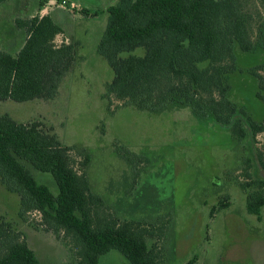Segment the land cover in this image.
I'll return each instance as SVG.
<instances>
[{"label": "rangeland", "instance_id": "obj_1", "mask_svg": "<svg viewBox=\"0 0 264 264\" xmlns=\"http://www.w3.org/2000/svg\"><path fill=\"white\" fill-rule=\"evenodd\" d=\"M117 0H43L63 26L58 44H76L75 61L53 96L17 102L0 100V115L19 122L39 121L49 133L71 147L76 168L90 156L86 173L92 191L120 220H138L149 227L150 247L165 264H264V207L261 216L246 209V172L264 175V132L253 134L246 117L245 139L233 135L231 125L213 117H199L184 105L142 108L135 102L109 96L113 70L98 52L107 25L105 9ZM40 0H6L0 4V49L16 52L26 30L18 19L40 15ZM57 6L69 10L59 13ZM253 14L255 48L235 45L238 70L229 75V97L256 121L264 119L258 98V78L250 72L264 66V9L249 2ZM264 29V27L262 28ZM67 40V41H66ZM139 53H143L142 50ZM264 75V67L259 70ZM264 94V90H262ZM236 116V118H237ZM52 188L50 174L33 169ZM20 196L0 181V219L23 231L41 264H78L74 246L64 233L47 230L39 212L18 215ZM68 240V242H67ZM100 264H132L118 250Z\"/></svg>", "mask_w": 264, "mask_h": 264}, {"label": "trees", "instance_id": "obj_2", "mask_svg": "<svg viewBox=\"0 0 264 264\" xmlns=\"http://www.w3.org/2000/svg\"><path fill=\"white\" fill-rule=\"evenodd\" d=\"M250 1L117 0L110 4L98 44V52L114 74L107 86L109 96L142 108L188 106L199 117L211 116L231 125L233 135L245 139L248 132L237 116L241 114L253 134L264 132V119L254 120L229 97V75L239 69L235 45L245 52L255 48ZM253 2L264 9V0ZM43 5L40 0V9ZM16 23L26 30V37L16 52L0 49V100L25 102L55 95L75 61L76 44L55 42L64 29L51 14ZM263 27L264 22L261 34ZM260 42L264 44L261 38ZM263 67L250 72L259 80L257 96L264 102V75L259 72ZM70 151L41 122H19L0 115V181L20 196L18 215L39 212L47 230L63 232L74 246L78 264H100L114 250L132 264H165L157 248L146 240L152 230L141 221L116 218L92 191L86 173L90 156H84L76 168ZM259 161L264 171L260 151ZM33 169L50 174L56 188L37 178ZM246 176L242 183L246 209L260 217L264 175L255 178L248 171ZM0 264H41L26 234L1 219Z\"/></svg>", "mask_w": 264, "mask_h": 264}, {"label": "crops", "instance_id": "obj_3", "mask_svg": "<svg viewBox=\"0 0 264 264\" xmlns=\"http://www.w3.org/2000/svg\"><path fill=\"white\" fill-rule=\"evenodd\" d=\"M52 3H54V0H49V5L50 4H52ZM0 4H2V3H0ZM57 9L56 10H58L59 11V13H70L71 14V12L69 11V10H67V9H65L64 7H62V6H57L56 7ZM40 13H41V16H43V15H46V14H51L52 16H53V18L56 20V18H55V16H54V13L53 12H48V10L45 8V7H43L42 8V10L40 11ZM57 21V20H56ZM58 22V21H57ZM59 23V22H58ZM18 27V26H17ZM63 27V26H62ZM18 30H21V28H19V29H17V31ZM59 36V35H58ZM57 36V37H58ZM57 37L55 38V42L56 43H58V42H60V41H58V39H57ZM67 41V40H66ZM23 43H24V41H23ZM23 43H22V45H23ZM67 43H72V42H69V41H67ZM21 45V46H22ZM20 46V47H21ZM19 47V48H20Z\"/></svg>", "mask_w": 264, "mask_h": 264}]
</instances>
